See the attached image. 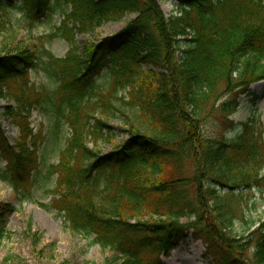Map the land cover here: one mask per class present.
Here are the masks:
<instances>
[{
    "label": "trees",
    "instance_id": "16d2710c",
    "mask_svg": "<svg viewBox=\"0 0 264 264\" xmlns=\"http://www.w3.org/2000/svg\"><path fill=\"white\" fill-rule=\"evenodd\" d=\"M62 1L70 11L47 40H65L64 58L43 44L0 50L3 117L19 130L10 145L0 124V161L8 165L0 179L28 198L44 140L28 120L48 114L70 136L47 171L56 176L51 201L39 207L55 211L72 235L93 238L120 264H162L187 235L201 242L211 264H264V221L254 228L236 196L264 193V123L257 109L229 121L242 95L254 106L263 97L250 87L264 82V0H173L168 18L162 0ZM5 2L13 0H0L8 39ZM19 8L27 10V31L53 12L50 0H22ZM133 13L117 34L82 50L76 44L75 34ZM38 69L53 80L52 90L31 84ZM224 96L218 111L234 134L207 139L202 129ZM121 118L126 139L115 145L111 122ZM103 144L112 146L104 154Z\"/></svg>",
    "mask_w": 264,
    "mask_h": 264
},
{
    "label": "rangeland",
    "instance_id": "374dc122",
    "mask_svg": "<svg viewBox=\"0 0 264 264\" xmlns=\"http://www.w3.org/2000/svg\"><path fill=\"white\" fill-rule=\"evenodd\" d=\"M57 1L59 5H55V0H50L53 6L52 14L36 20L30 31L26 30L29 22L25 19L27 10L19 8L22 0H13L11 4L5 2L6 5H10L9 17L2 19L10 23L4 22V25L12 28L13 32L6 39V34L0 28V50L5 43L11 52L15 47L29 49L43 44L56 58H64L68 50L65 40L60 38L47 40V36L63 20L62 12L70 11L69 6H66L62 0ZM159 6L166 18L175 11L173 0L159 1ZM136 16L137 14L134 13L129 14L120 22H110L94 28L92 33H77L74 36L75 42L82 50L88 44H96L117 34ZM29 78L31 84L38 88L45 87L52 90L54 86L53 80L43 69L30 72ZM250 92L261 94L263 97L254 106L248 95H242L236 100L235 112L229 115V121L238 124L246 120L257 109L264 123V82L252 85ZM227 98L228 96H224L216 103L214 112L205 122L202 129L205 138H231L233 136L234 132L224 120V114L218 111ZM6 105V101H0V124L7 142L15 145L19 130L3 117V107ZM28 124L36 138L44 137L45 140L39 147L38 170L40 174L32 187L27 186L26 190L29 195L25 199H21L23 197L21 189L15 191L8 181L0 179V213L4 215L3 224L0 226V264H120L118 254L100 250L98 246L92 244L93 238L85 239L72 235L67 224L55 211L50 212L39 207V204L49 205L51 201L49 191L54 188L56 176L47 177V171L57 163L59 151L64 146L65 139L70 136V131L63 123L60 124L59 129H56L54 119L41 112H33ZM111 125L115 129L113 132L117 135L114 140L115 145H118L126 139L125 131L128 128L123 118L112 121ZM111 148L109 144H103L99 146V151L104 154ZM7 168L6 161L1 160L0 170L6 169L7 171ZM236 196L243 197L242 202H239L240 213H243L245 219L251 218L256 228L259 220L264 221V207L260 204L264 193L252 189L238 193ZM249 199H254L255 206L249 203ZM185 222V220L182 221L183 224ZM33 238L38 240L37 244L33 243ZM161 262L162 264H211V259L206 256L201 242L187 235L167 257H161Z\"/></svg>",
    "mask_w": 264,
    "mask_h": 264
}]
</instances>
